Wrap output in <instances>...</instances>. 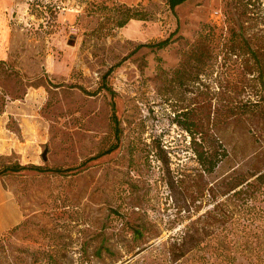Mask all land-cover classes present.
Here are the masks:
<instances>
[{"label":"rangeland","instance_id":"obj_1","mask_svg":"<svg viewBox=\"0 0 264 264\" xmlns=\"http://www.w3.org/2000/svg\"><path fill=\"white\" fill-rule=\"evenodd\" d=\"M0 55V111L39 90L60 168L0 155V264H264V0H0Z\"/></svg>","mask_w":264,"mask_h":264},{"label":"crops","instance_id":"obj_2","mask_svg":"<svg viewBox=\"0 0 264 264\" xmlns=\"http://www.w3.org/2000/svg\"><path fill=\"white\" fill-rule=\"evenodd\" d=\"M39 96V90H33L22 99L6 101L0 111V155L14 153L20 164L37 163L45 137L44 123L37 111ZM22 219L23 210L16 195L0 176V239Z\"/></svg>","mask_w":264,"mask_h":264},{"label":"trees","instance_id":"obj_3","mask_svg":"<svg viewBox=\"0 0 264 264\" xmlns=\"http://www.w3.org/2000/svg\"><path fill=\"white\" fill-rule=\"evenodd\" d=\"M183 0H167L168 2V5L171 9L174 8V6L180 2H182ZM246 4V3H245ZM124 18L122 20H118L116 22V25L118 26H121L123 25L128 19L130 18H143L142 14L140 11L136 10V9H131L129 7L126 8L125 10V14H124ZM235 36L236 38L241 42L238 43L237 46H235L236 48L232 49L233 53H235V51L237 49H240L241 47L243 46H246L247 47V52L249 51L251 53V56L253 58H255L257 60V62H259V59H258V56H257V51L255 49H253L249 43V41L246 39L245 37V34L243 32V30H237L235 32ZM169 41V38L166 37V38H163L159 41H157L155 43V46L156 47H163L165 46ZM112 120L114 122V134H115V137L117 138L118 137V133H119V129H118V123H117V119H116V116H115V113L113 112L112 110ZM186 129L189 130V127L188 126H185ZM116 146V143H114L113 145H111L110 147H108L106 150H104L103 152H108L110 151L111 149H113L114 147ZM222 147V146H221ZM221 155H225V149L222 147V150H221ZM216 154V153H215ZM218 154V153H217ZM195 155H196V158H197V161L204 167L208 170V171H211L214 166L216 165V159L215 160H210V158L208 156L205 155V152L203 150H199L197 148H195ZM23 168H34V169H37V170H55V171H60V168H46V167H42L40 165H37V164H20L18 162L14 163V164H11L9 166H6L5 169L6 170H11V171H16V170H20V169H23ZM258 177L260 178H263V176H259Z\"/></svg>","mask_w":264,"mask_h":264},{"label":"water","instance_id":"obj_4","mask_svg":"<svg viewBox=\"0 0 264 264\" xmlns=\"http://www.w3.org/2000/svg\"><path fill=\"white\" fill-rule=\"evenodd\" d=\"M45 153H46V150H45V149L42 150V152H41V157H42L43 159H45Z\"/></svg>","mask_w":264,"mask_h":264}]
</instances>
